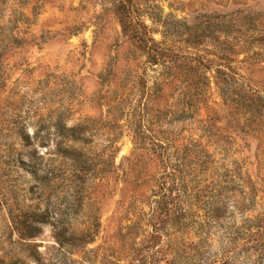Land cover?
I'll return each instance as SVG.
<instances>
[{
    "label": "rangeland",
    "instance_id": "rangeland-1",
    "mask_svg": "<svg viewBox=\"0 0 264 264\" xmlns=\"http://www.w3.org/2000/svg\"><path fill=\"white\" fill-rule=\"evenodd\" d=\"M119 3L172 61H147L122 31ZM257 91L264 97V0H0V123L23 121L32 134L53 130L59 118L67 126L94 120L83 141H68L86 157L50 156L54 137L41 144L33 135L23 146L12 135L0 146V264H145L147 255L165 264L167 238L151 236L137 212L148 209L159 166L135 150L136 125L146 145L163 132L200 143L220 166L238 163L264 209V111L251 116L241 100ZM118 131L115 165L126 169L123 159L137 154L152 175L124 182L98 164L93 155L105 160L108 136ZM7 146L20 160L10 166ZM133 193L140 203L132 212ZM9 207L34 219L39 234L10 237ZM93 219L100 226L92 240L76 244Z\"/></svg>",
    "mask_w": 264,
    "mask_h": 264
},
{
    "label": "trees",
    "instance_id": "trees-1",
    "mask_svg": "<svg viewBox=\"0 0 264 264\" xmlns=\"http://www.w3.org/2000/svg\"><path fill=\"white\" fill-rule=\"evenodd\" d=\"M116 9L122 31L138 43L149 63L166 65L172 61L169 59L166 62L164 59L169 56L166 49L158 46L152 37L146 36L150 31L147 25L133 21L123 4L119 3ZM241 100L251 116L261 115L264 111V97L258 91L253 95L242 94ZM113 118H116L115 115ZM55 121L53 130L46 128L44 133L43 129H38L32 134L26 132V123L23 121L19 122L16 129L12 127L13 121L1 122L0 146L5 147L6 139L12 135L18 136L23 146L31 144L33 135L41 144L47 141L46 138L54 137L55 140H51L53 152H48L50 156L70 159L85 156L84 152L69 145L68 141H83V135L88 133L87 129L91 128L94 120L86 118L72 126L62 123L60 118ZM115 125L117 129L120 128L119 123L115 122ZM132 132L136 140L134 144L138 146L135 150L146 149L158 160L159 167L155 177H152L153 186L146 201L148 209L139 208L137 212L145 224L152 226L154 232L151 236L164 235L167 238L165 246L171 257L165 260V264H264V209L258 207V189L242 167L238 163L220 166L212 154L194 140L180 143L177 138L162 132L158 138L152 139L150 145H146L145 139L150 138L137 125L132 127ZM111 134L108 144L103 148L107 151L105 160L102 153L93 155L98 164L107 162V171L124 182H134V177H138L141 172L144 176L152 175L148 162L137 154L123 159L126 169L121 164L116 166L115 158L119 149L115 143L121 131ZM6 148L8 151L3 158L10 166L19 158L9 146ZM34 153L28 161L31 166H35V161H32L36 156ZM137 164L140 169L134 175L133 168ZM100 167L96 169L98 174L103 171ZM47 172L50 173L49 170ZM134 186L140 184L135 183ZM130 200L133 212L140 200L135 193L131 194ZM8 213L9 236L15 232L17 242L28 241L39 234L40 227L33 224L34 219L30 221L24 213H15L10 207ZM99 226V220L93 219L90 228L73 238L78 242L76 244L91 241ZM59 235L62 238V233L55 227L56 238ZM23 245L29 246V243ZM145 264H152L150 255L145 257Z\"/></svg>",
    "mask_w": 264,
    "mask_h": 264
}]
</instances>
